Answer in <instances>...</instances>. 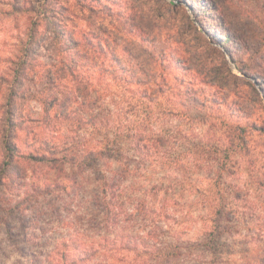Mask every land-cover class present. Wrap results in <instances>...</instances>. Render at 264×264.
<instances>
[{"label": "rangeland", "instance_id": "rangeland-1", "mask_svg": "<svg viewBox=\"0 0 264 264\" xmlns=\"http://www.w3.org/2000/svg\"><path fill=\"white\" fill-rule=\"evenodd\" d=\"M215 1L224 15L228 33L238 39L234 50L251 74L242 73L229 50L217 40L213 32L215 17L201 23L185 0H52L49 3V13L61 23V30L75 32L78 38L86 34L95 43L94 47H88L95 62L80 68L94 85L93 98L105 94L106 87L111 92L107 95L119 92L104 68L112 54L122 61H129L132 56L127 50L131 49L132 54L139 56L149 68H156L159 63H154L143 50L154 47L155 52H169L171 58L164 71L168 86L166 93L158 95L154 103L158 110L153 118L154 129L181 136L183 146L172 143L167 148L171 154L181 153L184 166L176 172L160 168L151 160L146 164H134L132 173L125 179V186L130 187L122 197L124 211L120 214V227L112 233L107 230L104 214L96 203L99 183L91 170L60 164L52 168L50 164L20 160L1 191L0 264H65L62 251L70 255L77 253L70 243L74 236L85 246L96 248L100 237L109 233L145 235L154 229L155 236L145 237L149 243L154 242L164 249L166 244L177 241L183 247L182 256L174 264H209L213 259L218 264H241L259 257L264 251V134L247 131L226 171L219 172L216 156L205 153L211 139L226 137L227 123L236 126L250 121L260 124L264 120V112L251 93L252 88L244 82L235 86V79L227 69L229 66L235 75L261 90L255 75L264 77V0ZM40 3L44 0H0V76H6L8 59L17 52L21 39L27 37L33 21L39 24L37 55L24 84L26 89L32 90L41 87L47 74L58 77L54 67L49 65L58 59L53 26L51 19L39 13ZM85 3L95 5L96 12L87 11L82 6ZM101 42L108 43L106 54L95 50ZM178 62L182 65L178 66ZM98 66L103 67L101 73ZM185 67L187 74L182 72ZM176 74L185 80L177 81ZM134 87L147 88L137 84ZM191 89L197 91L198 103L186 98ZM5 93L6 84L0 82V118ZM212 97L223 104L227 101L228 107L222 106L219 110L215 101L210 106L208 99ZM239 101L245 113L231 115ZM21 102L19 114L23 113L25 118L24 130L19 132L21 154L32 152L42 140L62 147L67 137L75 134L60 123L49 126L31 122L29 117L44 115L42 105L33 97ZM202 102H208L210 109L207 105L202 106ZM97 141L93 140L89 145H95ZM201 158H204V165H214L212 170L197 165V159ZM104 164L114 169L121 166L118 161L108 158L102 161V169H105ZM178 175L196 181L199 191L186 183L185 190L181 189L177 198L174 193H168L166 197L162 193L158 207L166 202L171 211L168 217L160 216L159 210L149 221L135 216L134 199L150 198L157 185L166 187ZM202 193L206 198L215 199L218 213H221V205L217 199L222 194L227 198L226 215L220 221L222 234L217 239V252L202 245L205 218L209 212L204 197L199 199ZM152 218L156 219V227ZM98 254L88 264L107 260L124 264L122 261L127 258L121 251L112 254L102 247ZM80 255L83 256L79 251L77 257ZM129 259L137 260V257L132 254Z\"/></svg>", "mask_w": 264, "mask_h": 264}, {"label": "trees", "instance_id": "trees-1", "mask_svg": "<svg viewBox=\"0 0 264 264\" xmlns=\"http://www.w3.org/2000/svg\"><path fill=\"white\" fill-rule=\"evenodd\" d=\"M185 1L193 8L195 16L201 23L210 22L209 20L215 17L213 32L217 35V40L229 50L230 57L235 62L236 67L244 74H251L246 67H243V61L238 57V52L234 50V45H236L238 39L228 33L224 15L218 10L216 1ZM49 3H52V0H44V3L39 4L41 9L38 10L40 14L43 13L49 20L51 19L50 23L53 26V38L57 46L56 55L58 59L52 61L49 65L54 67V73L58 77L54 78L47 74L43 77L41 87H36L34 90L24 87L27 71L32 70L34 66L32 60H35L37 55L39 24L35 21H33L27 37L21 39L17 52L8 59L6 76H0L1 84H6L3 116L0 118V202H3L1 191L5 180L8 179L11 171L22 159L50 164L49 166L52 168H55V164H60L61 166L70 165L79 170L88 169L96 175L99 183L96 203L104 214L106 228L109 232L114 233L120 227V214L124 211L121 202L122 197L130 187L125 186V179L132 173L134 164H146L151 160L155 161L160 168L176 172L182 170L184 166L181 153L171 154L167 148L172 143H175L174 146H183V140H180L181 136H172L164 133V130L156 129V131L154 129L156 124L153 118L158 111L154 108V103L158 95L166 93L168 81L164 71L167 67L165 65L171 56L166 50L155 52L154 47L145 49L146 51L143 50L148 53L149 58L154 63H159L156 68H149L139 56L132 54L131 49L127 50V53L132 56L129 61H122L119 56L112 54L109 61L104 64V68L110 73V79L117 85L119 92L107 95L106 93L111 92L106 87L105 94H99L93 98L91 93L94 85L84 77L83 70L81 72L80 68L95 62L94 55L90 54L88 50V47H94L95 43L86 34H82L83 36L78 38L75 37V32H69L66 29L61 30V23H58L49 13L51 6ZM82 6L87 11L96 12L95 8L97 7L93 4L85 3ZM144 39L143 37L142 40ZM106 45L108 43L101 42L95 50L106 54ZM181 65L182 62H178V66ZM102 68L98 66L100 73ZM227 69L235 79V86L244 82L252 88L251 93L264 112V77H259L258 74L255 75L257 83L261 86V91L247 79L235 75L229 66ZM48 72L49 70H47ZM182 72L187 74L188 68H183ZM57 78L59 79L57 80ZM67 79L70 82H67ZM104 79L106 80V76ZM175 79L177 81L185 80L182 75L177 74ZM42 84L44 85L42 86ZM136 84L139 87L146 85L147 88L139 89L134 87ZM186 96L193 102H199L196 90L191 89ZM27 97L37 99L44 111V115L39 118L29 117L31 122H42L49 126L60 123L67 127V131L75 133L71 137H67V141L64 142L62 147L50 145L48 140H42L39 147L32 152L28 154L19 152V132L24 130L25 124L23 113L19 114V110L21 104L23 105L21 101ZM215 100L217 99L214 97L208 99L210 106ZM208 102H202L201 105L206 107ZM224 102L225 105L215 101V104H219V110L222 106L224 108L228 107V105L226 106L227 101ZM239 102L235 104L237 107L230 112L231 115L237 116L240 112L245 113V108ZM110 106L113 107L110 108ZM210 106L207 105L209 109ZM249 130L264 134V120L260 124L250 121L236 126L227 123L226 137H220L219 139L213 137L216 141L211 139L208 142L205 153L216 156L219 172L228 169V162L232 154L243 143L245 133ZM93 140L98 141L95 145H89ZM107 158L118 161L121 166L114 169L104 164L105 169H102L100 165ZM196 163L201 168H207L208 171L209 169L212 170L214 166L204 165V158L197 159ZM179 176L171 180L166 187L165 185H157L150 198L147 196L134 199L133 211H137L135 216L149 221L150 216L159 210L160 216L168 217L171 211L169 212L167 203H162L161 207H158L159 196L162 193L165 197L169 195L168 193H174L177 198L178 192L181 189L185 190L186 183L191 184L195 191H199L196 187L198 185L196 181H192L186 175ZM54 186L56 185L54 184ZM50 190L53 192L52 189ZM201 198L204 199V203L207 204L206 209L209 210L205 218L206 227L203 231V239L205 240L202 245L211 252H217V239L222 234L220 221L226 215L227 198L222 194L221 198L217 199L221 205V213H218L219 209H216L214 198L211 196L206 198L203 193L199 199ZM152 221L154 227H156V219L152 218ZM153 231H148L145 235L133 236L125 233H115L113 235L109 233L100 237L101 239L98 241L99 244L96 248L85 246L78 237L74 236L70 243L77 250V253L74 252L75 256L68 254L66 251H62L61 254L64 262H66L65 264H88L99 255L98 252L102 247L112 254L116 251L126 254L127 258L122 259L124 264H174L182 256L181 248L183 247L177 243L176 239V242L166 244L164 249L154 242L149 243L145 237L155 236ZM79 251L83 256L77 257ZM132 254L137 257V260L129 259ZM140 259L143 261L138 262ZM97 264L116 263L114 260L111 262L107 260L105 263L99 262ZM209 264L218 263L213 259L209 261ZM241 264H264V251L259 254V257L249 259Z\"/></svg>", "mask_w": 264, "mask_h": 264}]
</instances>
